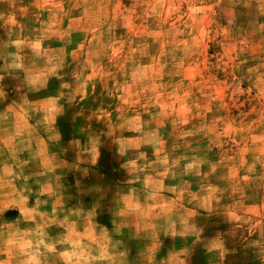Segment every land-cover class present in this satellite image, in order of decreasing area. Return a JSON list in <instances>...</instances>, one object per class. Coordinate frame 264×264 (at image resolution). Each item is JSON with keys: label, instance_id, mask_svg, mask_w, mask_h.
<instances>
[{"label": "clouds", "instance_id": "9594fccd", "mask_svg": "<svg viewBox=\"0 0 264 264\" xmlns=\"http://www.w3.org/2000/svg\"><path fill=\"white\" fill-rule=\"evenodd\" d=\"M0 264H264V0H0Z\"/></svg>", "mask_w": 264, "mask_h": 264}, {"label": "rangeland", "instance_id": "374dc122", "mask_svg": "<svg viewBox=\"0 0 264 264\" xmlns=\"http://www.w3.org/2000/svg\"><path fill=\"white\" fill-rule=\"evenodd\" d=\"M237 115H239V113H237ZM218 156H219L218 151H216V152H214V153L212 154L213 159L218 158ZM18 214H19L18 211H9V212L5 213V215H7V216H12V217H14V216H16V215H18Z\"/></svg>", "mask_w": 264, "mask_h": 264}]
</instances>
